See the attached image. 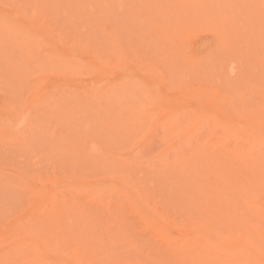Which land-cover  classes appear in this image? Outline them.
<instances>
[{
	"label": "rangeland",
	"instance_id": "rangeland-1",
	"mask_svg": "<svg viewBox=\"0 0 264 264\" xmlns=\"http://www.w3.org/2000/svg\"><path fill=\"white\" fill-rule=\"evenodd\" d=\"M256 259L264 0H0V264Z\"/></svg>",
	"mask_w": 264,
	"mask_h": 264
},
{
	"label": "bare ground",
	"instance_id": "bare-ground-1",
	"mask_svg": "<svg viewBox=\"0 0 264 264\" xmlns=\"http://www.w3.org/2000/svg\"><path fill=\"white\" fill-rule=\"evenodd\" d=\"M205 240L207 241V239L205 238ZM243 253V262H247L250 255H252L250 250H244ZM262 262V259H256L254 264H260Z\"/></svg>",
	"mask_w": 264,
	"mask_h": 264
}]
</instances>
